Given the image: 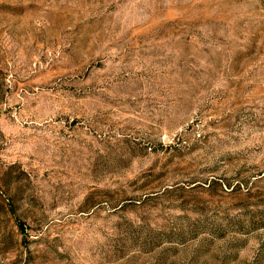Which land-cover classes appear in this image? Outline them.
Segmentation results:
<instances>
[{
	"label": "rangeland",
	"instance_id": "374dc122",
	"mask_svg": "<svg viewBox=\"0 0 264 264\" xmlns=\"http://www.w3.org/2000/svg\"><path fill=\"white\" fill-rule=\"evenodd\" d=\"M0 264H264V0H0Z\"/></svg>",
	"mask_w": 264,
	"mask_h": 264
}]
</instances>
